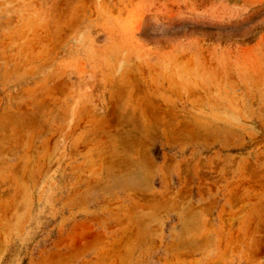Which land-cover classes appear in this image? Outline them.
Segmentation results:
<instances>
[{"label":"rangeland","instance_id":"1","mask_svg":"<svg viewBox=\"0 0 264 264\" xmlns=\"http://www.w3.org/2000/svg\"><path fill=\"white\" fill-rule=\"evenodd\" d=\"M0 264H264V0H0Z\"/></svg>","mask_w":264,"mask_h":264}]
</instances>
